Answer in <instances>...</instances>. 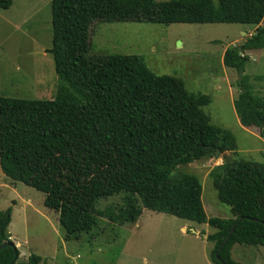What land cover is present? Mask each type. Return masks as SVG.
<instances>
[{"label":"trees","instance_id":"1","mask_svg":"<svg viewBox=\"0 0 264 264\" xmlns=\"http://www.w3.org/2000/svg\"><path fill=\"white\" fill-rule=\"evenodd\" d=\"M11 5L0 0L1 10ZM114 23L261 25L242 45L227 49L222 64L237 74L233 108L240 125L264 137V99L252 93L244 75L246 53L264 49V0H51L46 53L57 91L51 101L0 95L1 173L44 195L43 206L58 215L67 241L91 232L98 218L124 226L149 210L216 229L206 238L214 244L213 264H235V245L264 249V166L238 160L213 170V189L231 218L207 219L198 180L171 174L178 166L235 151V139L203 113L207 96L154 75L142 57L90 56L91 27ZM121 194V206L96 210L99 200ZM11 218L12 208L0 211V246L6 244L0 264H19L7 235ZM39 262L30 256L22 264Z\"/></svg>","mask_w":264,"mask_h":264},{"label":"rangeland","instance_id":"2","mask_svg":"<svg viewBox=\"0 0 264 264\" xmlns=\"http://www.w3.org/2000/svg\"><path fill=\"white\" fill-rule=\"evenodd\" d=\"M257 27L261 25L114 23L91 27L90 56L142 57L154 75L178 79L187 92L207 96L210 104L202 108L203 113L213 126L235 139V151L178 166L171 174L198 180L207 219L230 218L229 208L218 201L213 189V170L238 160L264 166V137L240 125L233 108L240 92L237 74L222 64L224 52L242 45ZM51 30V0H12L9 9H0L2 97L54 99L58 78L52 57L46 53L51 48ZM246 56L244 75L252 93L264 99V81L257 79L264 78V49ZM123 198L121 194L101 199L95 208L121 206ZM43 201V194L7 179L0 171V211L12 208L7 235L18 248L19 264L30 256L39 257L38 264H209L211 244L203 236L214 231L207 225L143 210L136 223L124 226L98 218L91 232L67 241L58 215L47 210ZM232 253L235 264H264L261 247L235 245Z\"/></svg>","mask_w":264,"mask_h":264},{"label":"crops","instance_id":"3","mask_svg":"<svg viewBox=\"0 0 264 264\" xmlns=\"http://www.w3.org/2000/svg\"><path fill=\"white\" fill-rule=\"evenodd\" d=\"M230 218H231V215H230ZM225 219H229V218H225ZM184 221V220H183ZM188 222V221H187ZM192 223V222H191ZM196 224V223H195ZM199 225V224H198ZM203 225H207V226H209L208 224H203ZM209 228H211L213 231H214V233H211V234H208V235H204L203 236V239L206 241V238L208 237V236H211V235H213V234H215L217 231H216V229H214V228H212L211 226H209ZM183 233L185 232V229H182L181 230ZM7 233H8V229H7ZM196 234V233H195ZM10 241H12L13 242V240L11 239ZM207 242V241H206ZM208 243H210L211 244V251H212V249H213V246H214V244L213 243H211V242H208ZM234 247V246H233ZM16 248H17V246H16ZM18 249V248H17ZM211 251H210V254H209V264H213L212 263V261H211V258H210V255H211ZM230 255H231V260L232 261H234V259H233V253H232V249H231V252H230Z\"/></svg>","mask_w":264,"mask_h":264},{"label":"water","instance_id":"4","mask_svg":"<svg viewBox=\"0 0 264 264\" xmlns=\"http://www.w3.org/2000/svg\"><path fill=\"white\" fill-rule=\"evenodd\" d=\"M235 226H236V224L231 228V230H230L228 236H227L226 239L223 241V243L219 246V248H218V252H220V251L223 249V247L227 244V242L229 241V239H230V237H231V235H232V233H233V231H234V229H235ZM5 246H6V244H3L2 246H0V250H1L2 248H4ZM215 257H216V259H218L217 255H216Z\"/></svg>","mask_w":264,"mask_h":264}]
</instances>
